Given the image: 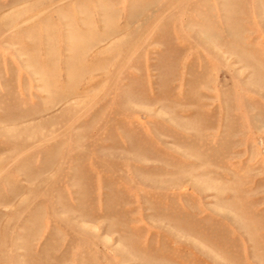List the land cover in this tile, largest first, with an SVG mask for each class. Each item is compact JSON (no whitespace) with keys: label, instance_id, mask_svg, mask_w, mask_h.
<instances>
[{"label":"rangeland","instance_id":"374dc122","mask_svg":"<svg viewBox=\"0 0 264 264\" xmlns=\"http://www.w3.org/2000/svg\"><path fill=\"white\" fill-rule=\"evenodd\" d=\"M0 264H264V0H0Z\"/></svg>","mask_w":264,"mask_h":264}]
</instances>
